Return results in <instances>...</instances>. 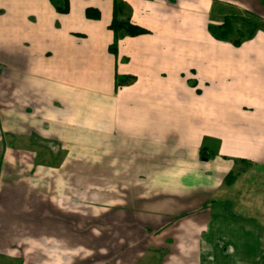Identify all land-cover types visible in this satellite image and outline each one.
<instances>
[{"label": "crops", "instance_id": "1", "mask_svg": "<svg viewBox=\"0 0 264 264\" xmlns=\"http://www.w3.org/2000/svg\"><path fill=\"white\" fill-rule=\"evenodd\" d=\"M122 1L0 0V264H264V0Z\"/></svg>", "mask_w": 264, "mask_h": 264}, {"label": "trees", "instance_id": "2", "mask_svg": "<svg viewBox=\"0 0 264 264\" xmlns=\"http://www.w3.org/2000/svg\"><path fill=\"white\" fill-rule=\"evenodd\" d=\"M59 11L66 12L67 5L65 7H57ZM130 8L122 0H114L113 3V16L109 29L113 32V41L108 47V51L117 55L118 42L124 37H135L143 34H147V30L135 25L130 20ZM87 15L92 18H98L99 13L94 11H87ZM234 17L227 16L223 19L220 24L210 25L208 27L210 34L218 41H227L230 40L234 46H239L244 39L251 38L254 34V26L251 21H245L246 24L252 25L250 32L247 34L243 30L235 31L234 29ZM236 32L237 36L235 39H232L231 36ZM134 77L132 76H116V87L126 85L133 81ZM204 151H201V154H204ZM236 177V174L230 173L226 179L225 184L230 185L232 180ZM264 204V197H263Z\"/></svg>", "mask_w": 264, "mask_h": 264}, {"label": "rangeland", "instance_id": "3", "mask_svg": "<svg viewBox=\"0 0 264 264\" xmlns=\"http://www.w3.org/2000/svg\"><path fill=\"white\" fill-rule=\"evenodd\" d=\"M241 182L243 184L230 190L231 194L237 196L238 202L233 210L240 216L255 219L264 226V165L256 164L248 169Z\"/></svg>", "mask_w": 264, "mask_h": 264}]
</instances>
